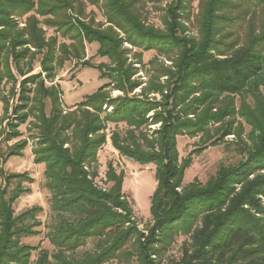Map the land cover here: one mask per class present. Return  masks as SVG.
<instances>
[{"label":"trees","instance_id":"obj_1","mask_svg":"<svg viewBox=\"0 0 264 264\" xmlns=\"http://www.w3.org/2000/svg\"><path fill=\"white\" fill-rule=\"evenodd\" d=\"M86 1L98 5L104 22L86 19L84 0H0L2 133L4 141L16 139L20 124L33 118L34 163L46 165L54 216L46 237L55 247L52 255L41 250L34 261L35 247L22 242L23 235L39 232L34 227L43 208L14 209L31 191L24 181H35L26 171L9 173L2 166L23 155L29 141L21 139L0 151V264H163L181 235L188 238L172 264H264V0H199L193 16L191 0H172L162 28L146 22L137 0ZM192 18L196 35L188 31ZM43 25L54 35H46ZM92 42L109 59L97 67L110 80L67 110L60 86L52 83L56 70L65 60L84 59ZM135 47L142 51L132 59ZM148 50L172 63L155 66L145 83L137 74ZM38 56L41 70L33 72ZM23 60L31 64L27 70ZM7 82L10 97L17 98L12 103L4 94ZM239 117L251 130L250 143L242 141L246 156L223 164L205 183L184 184L192 155L180 159L177 137L200 136L194 152L228 135L242 140ZM108 122L127 125L110 136L121 155L156 165L152 220L145 229L123 191V170L109 162L107 185L97 182ZM95 238L94 252L71 254Z\"/></svg>","mask_w":264,"mask_h":264},{"label":"rangeland","instance_id":"obj_2","mask_svg":"<svg viewBox=\"0 0 264 264\" xmlns=\"http://www.w3.org/2000/svg\"><path fill=\"white\" fill-rule=\"evenodd\" d=\"M172 0H137L136 4L138 9L142 12L143 18L146 22L154 24L158 27H163V16L166 14L167 6ZM199 0H191V5L189 7V12H192V16L198 11ZM86 5L85 16L86 19H89L91 16L96 19L97 22H104L101 9L98 5H94L90 2L84 0ZM235 12V11H234ZM30 15V14H29ZM28 15V16H29ZM27 15L19 19L21 22L20 26L25 25V19ZM191 16V17H192ZM42 19V18H40ZM189 34H197L196 24L194 23L193 18L187 23ZM43 28L46 32V35H54V29L48 26ZM67 43H70V40H66ZM129 46V45H128ZM130 47V46H129ZM86 56L84 59L75 60L69 59L65 60L62 67H58L56 70L55 80L52 83H57L62 92V107L69 110L70 108L76 107V105L84 100L88 95L95 92L100 86L104 85L110 80L109 77H101V72L97 66L99 64H110L109 59L101 57L98 54V43H86ZM132 48V47H131ZM136 51H142L140 48H133L130 53V57L134 58V53ZM39 56L34 61L35 69L33 72L40 71L39 67ZM28 60H23V68L27 70L31 64L27 62ZM85 61L88 64H85ZM142 65L140 66V71L137 75L147 83L149 78L152 76L153 68L155 66H160L162 63L165 65H170L172 62L168 60L166 55H159L157 50H148L143 52ZM12 66L13 73L17 79L21 78V75L18 74L14 62L9 61ZM107 71V68L105 69ZM163 77L161 80H164ZM50 84L51 81H48L47 84ZM51 83V84H52ZM12 82H7L4 86V94L9 96L10 103L15 102L17 98L10 97V88ZM137 92L140 91V88L135 89ZM121 91H113V96H117ZM159 97V96H158ZM4 103L0 102V151L4 152L8 145H11L15 142L20 141L21 139H28L29 143L27 147L23 150V155L21 156H11L3 168L6 172L9 173H21L28 172L29 176L32 177L35 181L30 182L25 180L24 184L26 187H30L31 191L23 193L17 201L14 203V209L16 214L21 213L25 209H28L32 206L40 205L43 210L37 213V219L41 224L35 226V230L39 232L35 235H23L22 242L30 244L35 247L33 250L32 260H36L41 252V250L49 251L50 255L55 252L54 245L50 242V239L46 237L47 232L52 226L54 216L50 208V198L51 193L46 188L45 184L47 179L45 178V167L40 164L44 163H34V154L33 147L35 142L31 139V135L35 134L36 128L33 125V118H29L26 122L20 124L19 131H21L20 137L13 139L9 142L4 141L3 131L7 127V121L4 120L5 117V108ZM107 110H111V107H108ZM238 121H241L243 124V134L242 140L238 136L228 135L221 143L212 145L207 144L205 148L200 152H194L195 149L201 146L200 136L190 137L186 134L179 135L177 137V147L180 155V159L192 155V163L185 170V179L184 184L194 182L198 180L202 183H205L209 178L216 173L220 166L223 164L230 165L237 163L240 159L246 156L243 149V143L250 141L248 140V134L251 132L250 126L245 122L241 117L238 118ZM158 125H151V129L156 128ZM127 125L124 122L114 123L108 122V127L106 129V134H108L107 143L100 147L98 153V163H99V176L97 177V182L106 186L105 183L106 177L105 173L108 168L109 162L113 163L117 172H124V183L123 191L131 199L136 219L139 220V225L141 229H145L147 225L151 222V200L154 190L157 187V178L156 165L151 164H141L140 162H135L124 155H121L120 152L113 147L110 136L112 131L118 130L123 132ZM5 184L0 177V185ZM12 187V186H10ZM188 237L181 235L177 237L176 241L172 244L168 252L161 258L163 264H172L174 259H179L183 253V243ZM97 239H91L87 245L82 246L77 251L72 252L71 254L76 258H81L87 253L94 252L97 244ZM106 264H120L116 260H111ZM131 264H137L133 262Z\"/></svg>","mask_w":264,"mask_h":264},{"label":"crops","instance_id":"obj_3","mask_svg":"<svg viewBox=\"0 0 264 264\" xmlns=\"http://www.w3.org/2000/svg\"><path fill=\"white\" fill-rule=\"evenodd\" d=\"M40 164V163H39ZM40 165H42L43 167H45L46 168V165H44V164H40Z\"/></svg>","mask_w":264,"mask_h":264}]
</instances>
